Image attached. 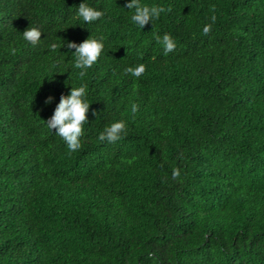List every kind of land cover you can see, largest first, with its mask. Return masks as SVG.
Wrapping results in <instances>:
<instances>
[{"label":"trees","instance_id":"obj_1","mask_svg":"<svg viewBox=\"0 0 264 264\" xmlns=\"http://www.w3.org/2000/svg\"><path fill=\"white\" fill-rule=\"evenodd\" d=\"M81 2L0 0V264H264V0H140L165 9L142 28L126 0H84L105 11L87 24ZM89 35L81 77L62 43ZM80 84L70 151L45 122Z\"/></svg>","mask_w":264,"mask_h":264},{"label":"clouds","instance_id":"obj_2","mask_svg":"<svg viewBox=\"0 0 264 264\" xmlns=\"http://www.w3.org/2000/svg\"><path fill=\"white\" fill-rule=\"evenodd\" d=\"M125 7L131 10L130 20L139 28H142L146 23L159 18L160 14L165 11L162 6H148L140 3V0H126ZM76 15L86 24L98 21L105 16V11L98 7L91 6L82 0L76 8ZM203 32L207 34L210 30V25H204ZM42 32L31 27L23 31L22 35L26 41L35 45L41 40ZM160 40V37H156ZM165 53L171 52L175 47V42L168 34H164L162 38ZM67 49L74 56L73 65L76 69H80L79 75L83 77L85 70L91 68L101 56L105 44L103 37L88 36L87 39L80 43L63 41ZM61 45V46H62ZM51 47L56 49L57 45L52 44ZM134 76L139 77L144 71V65H139L135 69H129ZM49 96L44 103L48 104L52 101ZM137 105L132 106V111H137ZM90 108V103L87 99V86L80 84L79 86H71L67 95L61 94L59 102L56 103L52 115L45 122L48 129H55V134L61 137L66 143L70 151H76L81 147V136L83 134V124L87 120L86 114ZM95 115V113H93ZM126 129V123L123 120L115 121L107 125L99 134L100 140L109 142L116 141L121 138ZM178 174V173H176Z\"/></svg>","mask_w":264,"mask_h":264}]
</instances>
